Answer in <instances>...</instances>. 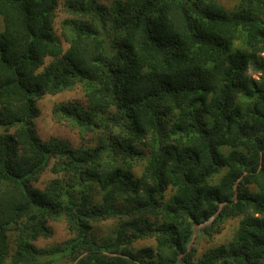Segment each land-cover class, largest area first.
<instances>
[{
	"label": "trees",
	"instance_id": "trees-1",
	"mask_svg": "<svg viewBox=\"0 0 264 264\" xmlns=\"http://www.w3.org/2000/svg\"><path fill=\"white\" fill-rule=\"evenodd\" d=\"M58 4L0 0V264H264V0H66L67 48ZM77 84L54 116L97 143L42 140L38 100ZM51 220L73 236L40 248Z\"/></svg>",
	"mask_w": 264,
	"mask_h": 264
},
{
	"label": "rangeland",
	"instance_id": "rangeland-1",
	"mask_svg": "<svg viewBox=\"0 0 264 264\" xmlns=\"http://www.w3.org/2000/svg\"><path fill=\"white\" fill-rule=\"evenodd\" d=\"M65 1L59 0L55 15V29L57 35L61 38L64 46L68 47V42L65 41L62 34V22L68 16L65 9ZM226 9L233 10L239 0H218ZM3 29V21L0 16V31ZM254 77L259 74L251 71ZM78 102L82 105L87 104V98L84 89L80 84L61 91L57 94H46L38 100V107L40 110L39 116L34 120L35 128L42 140L48 141L52 138L61 139L68 142L75 150L81 147L93 146L97 143V132H83L79 127H74L70 122L59 119L54 116L53 108L60 102ZM53 159L50 161L49 166L46 168L41 176L38 186L43 187L54 174L50 171ZM142 170L141 166L137 168V172ZM239 217L228 218L221 223L220 231H214L212 236L207 235L203 231V226H196L195 233L190 242V247L194 248L195 256L200 257L206 250L212 247H218L221 244L228 243L235 235L236 229L239 224ZM116 221L113 219L101 221L93 224V231L99 238L109 235L115 225ZM52 227L53 234L49 238H40L36 241V245L40 248H50L61 244V242L71 238L73 232H70L65 220H51L49 222ZM14 234L9 233V242L13 244ZM140 246H156L154 239H144L136 243ZM8 264V263H6ZM53 264H73L69 259H62L54 262Z\"/></svg>",
	"mask_w": 264,
	"mask_h": 264
}]
</instances>
